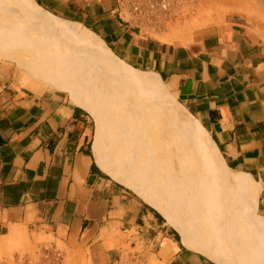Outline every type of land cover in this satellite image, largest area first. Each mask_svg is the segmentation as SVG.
Returning a JSON list of instances; mask_svg holds the SVG:
<instances>
[{
	"label": "crops",
	"instance_id": "1",
	"mask_svg": "<svg viewBox=\"0 0 264 264\" xmlns=\"http://www.w3.org/2000/svg\"><path fill=\"white\" fill-rule=\"evenodd\" d=\"M34 1L56 19L78 17L86 26L70 22L120 61L161 80L231 174L253 187L264 220V37L252 22L230 16L189 40H160L128 26L116 0ZM40 81L0 61V236L21 231L78 250L91 264H220L187 247L161 208L99 167L88 111Z\"/></svg>",
	"mask_w": 264,
	"mask_h": 264
},
{
	"label": "rangeland",
	"instance_id": "2",
	"mask_svg": "<svg viewBox=\"0 0 264 264\" xmlns=\"http://www.w3.org/2000/svg\"><path fill=\"white\" fill-rule=\"evenodd\" d=\"M26 1L0 0V61L13 64L27 81L48 83L57 68L65 66V78L74 84L81 98L87 97L95 106L101 124L98 147L103 159L119 163L120 168L130 166L131 173L169 206L177 216V224L201 249L206 244L219 248L220 256L229 259L225 264H264V229H257L253 218L263 223L264 220L256 215L255 202L249 205L242 191L229 188L248 185L232 175L229 180L219 176L209 160V136L166 94L162 81L152 73L146 75L126 66L123 68L133 75L157 79V90L123 77V69L105 58V46L93 37H89L94 39L93 44H82L81 54L73 51L62 43L65 37L49 30L50 25L64 22L82 29L86 23L78 17L54 14L83 25L56 19L42 11L35 1ZM179 16L151 38L186 41L201 27L221 23L230 16L248 19L264 37V0H190ZM73 77L79 82H73ZM42 88L53 90L44 84ZM59 92L72 102L67 93ZM165 103L180 110L181 120L168 118L161 107ZM86 113L96 133L95 116ZM183 115L189 120L183 119ZM250 188L255 193L251 185ZM218 232L223 242L217 241ZM21 234L0 236V264H91L78 250Z\"/></svg>",
	"mask_w": 264,
	"mask_h": 264
},
{
	"label": "bare ground",
	"instance_id": "3",
	"mask_svg": "<svg viewBox=\"0 0 264 264\" xmlns=\"http://www.w3.org/2000/svg\"><path fill=\"white\" fill-rule=\"evenodd\" d=\"M34 1V0H32ZM26 2H30L29 0H27ZM10 3V2H9ZM32 3V2H31ZM34 5V4H33ZM19 10V9H18ZM25 10V9H24ZM17 16V15H16ZM20 16V14H19ZM37 16V14H36ZM23 19V18H22ZM41 19V18H40ZM39 19V20H40ZM26 23V22H25ZM49 24V23H48ZM51 24V23H50ZM9 26V25H8ZM14 26V25H12ZM21 27V26H20ZM52 28V29H51ZM17 29V27L15 28ZM14 29V30H15ZM55 30L57 31V34L60 37H65L62 41L63 44H66L67 46L71 47L73 51L78 50V52L80 50H84L82 44H93L94 39L99 40V42H101L103 45L104 43L102 42V40L97 37V35L93 34L91 31H89L87 28H85L84 26H82V29L77 28L76 26L69 24V23H64V22H53L52 25H50L49 30ZM5 32V30H4ZM14 32V31H13ZM16 32V31H15ZM20 33V31H18ZM2 33V32H1ZM53 33V32H52ZM6 34V32H5ZM18 34L16 33V36ZM13 36V35H12ZM15 36V37H16ZM19 37V35H18ZM89 37H93V41L92 39ZM98 44V43H97ZM88 45V46H89ZM95 45V44H94ZM98 46V45H95ZM105 46V45H104ZM68 47V48H69ZM72 51V52H73ZM105 56L104 54L102 56H104L105 58H107L110 62L113 63V65H118L120 66L123 71L120 72V74L124 77H126L128 80H130L131 82L137 83V84H147V86L149 85L151 88H154L155 90H157V83H156V79L149 77H145V76H138V75H133L131 73H129L127 70H125L123 67H128L130 68L128 65H126L125 63H123L122 61H120L110 50L109 48H107L105 46ZM65 53V52H64ZM80 53V52H79ZM102 53V52H101ZM81 54V53H80ZM84 54V53H83ZM89 57V56H88ZM117 59V60H115ZM108 61V62H109ZM109 62V64H110ZM61 63V62H60ZM121 63V64H120ZM68 65V64H67ZM63 66V65H62ZM69 66V65H68ZM71 66V65H70ZM116 66V67H118ZM65 67V66H64ZM62 67L63 69H59L60 67L57 68V72H55L56 74H54V78L53 80H51L49 83L56 86L57 88H59L60 90H62L63 92L67 93L68 96L70 97V99L72 100V102L82 108H84L86 111H88L90 114L92 113L95 117V122H96V133L93 139V144H92V150H93V155L95 156V159L99 165V167L106 172L108 175H110L113 179H115L116 181L126 185L127 187L131 188L132 190H134L135 192H137L139 195H141V197H143L144 199H146L148 202H150L151 204L155 205L159 211L162 210L163 214L166 216V218L171 222V224L175 227V229L179 232V234L182 237L183 243L191 248V249H199L201 251H204L206 253V255L219 262L220 264H225V261L229 260L224 256H220L219 252V248L217 250V248H214L211 245H207V247H203V250L198 247L197 245H195L192 241V237L191 235H189L180 225L177 224V216L173 213L172 210H170L169 206L165 203H163V201H160V198L156 197V194L153 193L152 189H150L148 186H146L142 180L140 178H138L134 172L131 173L130 171V166H128L127 164L125 165V168H123L124 166H122V168H120L119 163H112L110 161V159H103L101 157V155L99 154V135L101 133V124L99 122V118L96 115L95 109L90 102L89 99L86 97V99H88V101L84 98H81L79 95V92L77 91L78 89L75 88L74 84L72 82H70L69 80H67L65 78V75L63 73V70L65 72V68ZM119 68V67H118ZM59 71V72H58ZM70 71V69H69ZM68 71V72H69ZM67 72V71H66ZM71 72V71H70ZM69 74V73H68ZM80 74V73H79ZM145 74V73H144ZM75 75H77L75 73ZM147 75V74H146ZM74 76V74H73ZM68 78V77H67ZM70 78V77H69ZM86 78V77H85ZM155 78V77H154ZM75 77H73V82L75 81ZM80 80V78H79ZM78 79L75 81L77 82ZM47 82V81H45ZM79 82V81H78ZM78 85V83H75ZM55 88V87H54ZM77 88H79V85L77 86ZM81 88V87H80ZM79 88V89H80ZM82 89V88H81ZM159 89V88H158ZM58 90V89H56ZM165 95V94H164ZM81 96H83V94H81ZM166 100V99H165ZM164 101V99H163ZM168 104V103H167ZM165 104H161L162 109L164 110V113L168 116V118L171 120H178L181 118V112L178 109L172 108L171 106ZM157 108V107H156ZM160 108V105H159ZM161 109V108H160ZM160 111V110H158ZM163 112V111H162ZM92 115V116H93ZM184 117V115H183ZM186 117H184L183 119H185ZM187 121L189 120L188 118H186ZM185 119V120H186ZM191 119V118H190ZM181 120V119H180ZM180 122V121H179ZM177 122V123H179ZM181 124V123H180ZM183 124V123H182ZM189 124V122H188ZM193 126V125H192ZM194 131V130H193ZM190 132V131H189ZM195 132V131H194ZM203 141V139H202ZM204 142V141H203ZM208 147H209V160L211 161V163L213 164V166L217 169V172L219 173V176H221L223 179L229 180L230 179V175L231 172L229 171V169L227 168V166L225 165V163L223 162L222 158L220 157V154L218 152V150L216 149L215 145L213 144V142L210 140L207 142ZM123 164V163H122ZM129 167V168H128ZM214 168V169H215ZM199 173V172H198ZM232 177H234L236 180H238L235 176L232 175ZM229 188H233L239 191H242L245 194V200L248 202L249 205L254 204L255 202V194L253 193L252 189L250 188V186L247 187H237L234 185L229 186ZM238 192V191H237ZM242 192H239V194H241ZM242 193V195H243ZM241 196V195H240ZM155 207V208H156ZM163 207H165L163 209ZM161 208V210H160ZM169 209V210H168ZM253 223L256 226V228L259 230H263L264 228V223L262 221H260L258 218L254 217L253 218ZM227 225H225L226 227ZM224 227V226H223ZM222 229V228H221ZM220 229V230H221ZM224 229V228H223ZM222 229V230H223ZM219 230V231H220ZM226 230V229H224ZM224 233V232H223ZM231 233V232H230ZM9 235H17V236H22L21 232L19 231H12L9 233ZM25 236V235H24ZM223 236H221V234L219 235V232L217 234V241L218 242H223ZM25 238V237H24ZM194 240V239H193ZM227 240V239H226ZM230 240V239H229ZM231 241V240H230ZM229 241V242H230ZM213 242V241H212ZM227 242V241H226ZM209 243V242H208ZM214 244L216 245V243L214 242ZM213 245V244H212ZM216 247V246H215ZM207 249V250H204ZM226 248V247H225ZM198 250V251H199ZM222 250V249H221ZM224 250V249H223ZM200 252V251H199ZM222 255H225L224 253ZM227 259V260H226ZM261 260H263L261 258ZM226 264H230L228 262H226Z\"/></svg>",
	"mask_w": 264,
	"mask_h": 264
},
{
	"label": "built area",
	"instance_id": "4",
	"mask_svg": "<svg viewBox=\"0 0 264 264\" xmlns=\"http://www.w3.org/2000/svg\"><path fill=\"white\" fill-rule=\"evenodd\" d=\"M190 0H116L117 12L121 19L133 29L152 36L162 28L179 18L183 7ZM109 264H126L119 258ZM132 264H144L139 258H133Z\"/></svg>",
	"mask_w": 264,
	"mask_h": 264
}]
</instances>
